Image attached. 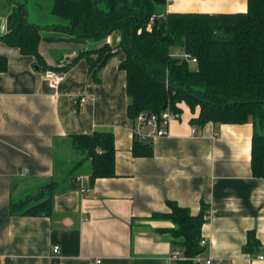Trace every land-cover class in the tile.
I'll return each mask as SVG.
<instances>
[{
  "label": "crops",
  "instance_id": "1",
  "mask_svg": "<svg viewBox=\"0 0 264 264\" xmlns=\"http://www.w3.org/2000/svg\"><path fill=\"white\" fill-rule=\"evenodd\" d=\"M23 2L0 0V36L7 32L14 3ZM164 5L166 13L242 14L247 0H166ZM33 23L55 22L34 17ZM41 35L67 37L50 31ZM115 39L108 38L110 46ZM102 45L42 41L38 54L44 67L59 68L79 51ZM179 52L171 54L182 58ZM0 55L7 61L0 73V264H90L96 259L100 264H178L171 258L169 237L159 233L172 224L155 216L168 212L166 201L191 215L202 204L207 207L201 239L208 247L199 258H210L211 264H264V179L253 178L250 170L251 120L197 128L189 121L199 108L191 112L181 105L179 118L169 112L166 136L138 138L149 143L152 154L133 156L136 123L127 117L126 75L119 69L123 54L107 59L97 81L87 62L77 61L60 73L64 78L56 88L45 71L35 68L34 57L1 40ZM100 131L114 136V177L96 179L81 196L69 174L75 170L74 175L86 176L89 161L76 168L79 157L70 137ZM149 131L140 129L143 135ZM48 181H57L49 216L10 214L11 203L34 197ZM248 232L259 243L252 253L244 251Z\"/></svg>",
  "mask_w": 264,
  "mask_h": 264
},
{
  "label": "trees",
  "instance_id": "2",
  "mask_svg": "<svg viewBox=\"0 0 264 264\" xmlns=\"http://www.w3.org/2000/svg\"><path fill=\"white\" fill-rule=\"evenodd\" d=\"M28 1L38 3L40 10L51 16L47 17L53 21L57 18L60 23L29 22ZM164 7L153 0H24L14 3L7 18V32L0 40L17 48L21 55L34 57V65L43 71L63 73L84 59L95 81L110 56L123 54L119 69L126 75L127 117L133 126L140 113L159 116L168 111L179 118L181 105L191 112L199 108L198 116L189 121L197 128L208 123L240 125L251 120L250 170L253 178L264 179V0H247L246 12L242 14H176L166 13ZM43 31L67 37L45 38ZM111 36L116 38L114 46L105 42ZM42 41L103 45L83 49L70 63L52 68L44 67L39 57ZM172 48L195 58V64L174 57ZM91 55L98 58L92 61ZM6 69V58L0 55V73ZM138 138L135 135L133 156L149 157L151 146ZM70 141L79 157L76 168L89 161V187L96 179L114 177L112 132L72 135ZM74 171L69 176L77 188L75 178L81 175H74ZM56 187L57 181H50L45 192L42 189L32 198L11 203L10 214L49 216ZM166 205L168 212L155 216L170 222L172 227L160 229L159 233L169 237L173 249L183 258L175 262L196 264L193 259L204 251L200 240L207 207L202 204L200 212L191 215L172 201H166ZM258 247L254 232H248L244 251L252 253Z\"/></svg>",
  "mask_w": 264,
  "mask_h": 264
},
{
  "label": "built area",
  "instance_id": "3",
  "mask_svg": "<svg viewBox=\"0 0 264 264\" xmlns=\"http://www.w3.org/2000/svg\"><path fill=\"white\" fill-rule=\"evenodd\" d=\"M109 43V41H108ZM184 60L188 61L191 65L195 64L196 60L195 58H190L188 55L183 54L182 57ZM44 77L46 80H48L51 84L52 87L56 88L59 86V84L63 81V74L56 73L54 71H45L44 72ZM171 119V115L168 111L162 112L159 116L154 115V114H149V117L146 119L145 113H140L138 117L136 118V131L134 129V133L139 136L140 139L142 140H150L153 139L154 137H164L167 135L166 128L168 126L169 120ZM143 127H147L150 129L149 133L146 135H143L140 133V129ZM193 133H196V129H193ZM88 178L87 176H77L75 178V184L77 186V190L80 192L81 196H86L90 188L87 184ZM208 214L203 216L202 220L205 223L208 221ZM200 247H202L204 250L208 247V241L205 239L200 240ZM53 254L55 256L59 255V248L54 247L53 249ZM171 258L176 261V260H181L183 259L180 256L179 251L174 250L171 254ZM259 259H262V257H259ZM193 261L196 264H211L212 260L210 258L207 259H202L199 257H196L193 259ZM101 260L96 259L90 264H100Z\"/></svg>",
  "mask_w": 264,
  "mask_h": 264
},
{
  "label": "rangeland",
  "instance_id": "4",
  "mask_svg": "<svg viewBox=\"0 0 264 264\" xmlns=\"http://www.w3.org/2000/svg\"><path fill=\"white\" fill-rule=\"evenodd\" d=\"M27 10L29 11V16H28V20L29 22L33 23L34 22V17H41V18H46L49 14L47 13V16H46V11H43V10H38V9H35L33 8V1H28L27 3ZM50 16V15H49ZM51 17V16H50ZM55 23H60L57 18H53ZM110 41V40H109ZM107 44L108 43V39L105 41ZM110 43H112V41H110ZM171 52L174 53V54H179L177 56H180L181 53L179 52V49L177 48H173L171 49ZM90 60L92 61H95L98 57L95 56V55H91L90 57ZM198 108V107H197ZM196 109V108H195ZM262 132L264 133V129L262 130ZM50 181L44 183L43 185H41L38 189V191L42 190V192H45L46 191V188H45V185L48 184Z\"/></svg>",
  "mask_w": 264,
  "mask_h": 264
},
{
  "label": "water",
  "instance_id": "5",
  "mask_svg": "<svg viewBox=\"0 0 264 264\" xmlns=\"http://www.w3.org/2000/svg\"><path fill=\"white\" fill-rule=\"evenodd\" d=\"M156 4H161V5H164L165 3H166V0H153ZM35 68L37 69L38 67L37 66H35ZM145 117H146V119L149 117V113L148 112H146L145 113Z\"/></svg>",
  "mask_w": 264,
  "mask_h": 264
}]
</instances>
